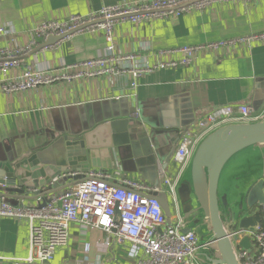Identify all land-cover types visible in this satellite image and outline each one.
<instances>
[{
    "label": "crops",
    "instance_id": "crops-1",
    "mask_svg": "<svg viewBox=\"0 0 264 264\" xmlns=\"http://www.w3.org/2000/svg\"><path fill=\"white\" fill-rule=\"evenodd\" d=\"M140 1L146 0H0V27L5 29L0 32V45L27 43L35 25L46 19L88 15L107 5ZM113 30L116 51L137 53L143 60L179 59L182 53L178 49L184 45L201 48L186 66L143 74L136 88L131 87L129 76L120 75L5 93L0 73V158L24 157L64 132L126 116L145 103L159 114L170 116L178 125V137L182 130L192 127L195 119L221 105L248 104L254 112L264 114V38H249L264 32V0L211 3L203 9L137 24L118 21ZM220 41L228 42L208 46ZM43 44L22 56L21 67L31 64L58 67L100 56L106 52L108 43L100 32L80 31L54 45ZM137 121L139 125L130 134L131 143L111 154L112 168L89 171L106 170L114 184L129 180L155 189L151 191L153 194L165 192L170 214L164 180L174 172L172 157L178 138L169 148L171 157L165 168L168 172L161 176L157 172L154 145L147 140L148 126ZM87 173L75 177L84 178ZM263 175L264 171L258 177ZM49 198L50 194L40 193L25 200L11 197L4 200L12 206H34ZM28 231L27 219L0 217V264H133L128 255L129 242H119L113 233L78 222L70 225L68 243L56 249L52 260L30 263L25 260Z\"/></svg>",
    "mask_w": 264,
    "mask_h": 264
},
{
    "label": "built area",
    "instance_id": "built-area-1",
    "mask_svg": "<svg viewBox=\"0 0 264 264\" xmlns=\"http://www.w3.org/2000/svg\"><path fill=\"white\" fill-rule=\"evenodd\" d=\"M237 0H146L122 2L102 7L88 15L70 14L38 22L29 41L22 45H0L1 89L14 93L44 85L73 82L104 76L127 75L136 88L147 72L168 67L188 65L200 45H184L178 49L179 59L143 60L137 53H121L113 44V28L118 21L137 24L155 18L178 15L203 9L211 3ZM100 32L107 41L106 52L58 67L34 64L21 67L22 56L44 43L50 36L68 39L76 32ZM0 32H5L0 27ZM249 38H264V32ZM62 39V40H63ZM228 41L208 46L224 45ZM264 118L248 104L221 105L195 119L192 127L182 130L172 160L174 172L164 180L170 210L167 216L153 190L138 182L109 181L111 173L91 170L86 177L70 179L64 188L50 195L39 205L12 206L0 195V217L25 218L28 221L27 262L43 263L53 259L58 247L68 243L70 225L81 223L91 229L113 233L119 242H129L128 255L133 264H201L197 258L199 245L193 231L181 232L184 226L175 186L187 166L197 143L213 128L232 121H251ZM165 193V192H164ZM261 214L253 230H236L239 264H264V204L255 207ZM172 211V213H171ZM247 237L249 249L238 245Z\"/></svg>",
    "mask_w": 264,
    "mask_h": 264
},
{
    "label": "water",
    "instance_id": "water-1",
    "mask_svg": "<svg viewBox=\"0 0 264 264\" xmlns=\"http://www.w3.org/2000/svg\"><path fill=\"white\" fill-rule=\"evenodd\" d=\"M63 38L50 36L43 46ZM137 120L148 126L147 140L154 145L157 172L164 176L171 157L169 142L179 132L178 125L167 113L159 114L145 103L126 116L64 132L24 157L0 158V195L23 200L40 193L51 195L91 168L111 169V154L131 143L130 134L139 125ZM262 171L264 118L221 124L195 146L175 193L184 223L181 232L193 231L197 235L201 264H239L235 232L253 230L261 221L255 207L264 204V175L258 177ZM153 195L169 216L164 193ZM238 245L249 249L248 238L241 239Z\"/></svg>",
    "mask_w": 264,
    "mask_h": 264
},
{
    "label": "rangeland",
    "instance_id": "rangeland-1",
    "mask_svg": "<svg viewBox=\"0 0 264 264\" xmlns=\"http://www.w3.org/2000/svg\"><path fill=\"white\" fill-rule=\"evenodd\" d=\"M179 135V134H178ZM175 136L176 135H174L172 138H171V140H170V142H169V148L171 149L172 148V145H173V143H174V139H175ZM177 138H178V136H176ZM249 168H251L252 169V166H250ZM248 170V169H247ZM244 175L245 174H243V177H244Z\"/></svg>",
    "mask_w": 264,
    "mask_h": 264
}]
</instances>
